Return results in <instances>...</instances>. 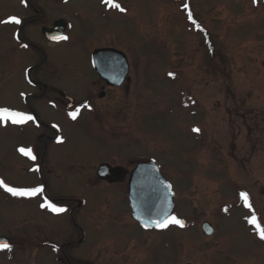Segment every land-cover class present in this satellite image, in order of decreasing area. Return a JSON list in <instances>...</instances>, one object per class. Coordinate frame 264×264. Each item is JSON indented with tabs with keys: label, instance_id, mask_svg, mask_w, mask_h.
<instances>
[{
	"label": "rangeland",
	"instance_id": "1",
	"mask_svg": "<svg viewBox=\"0 0 264 264\" xmlns=\"http://www.w3.org/2000/svg\"><path fill=\"white\" fill-rule=\"evenodd\" d=\"M31 1L43 15L24 10L21 0H0V108L29 115L27 73L43 59L34 79L76 103L96 100L101 85L90 57L100 46L126 55L129 81L97 100L95 111L77 105L64 115L47 109L46 99L35 106L60 140L43 163V181L34 172L39 163L19 151L37 137L29 130L33 120L0 122V180L18 189L45 183L51 197L83 202L74 215L86 242L71 250L76 258L104 253L110 264H264V239L249 223L254 213L264 227V0H114L123 11L104 0ZM11 17L21 23H5ZM38 17L41 24L23 33L38 50L24 48L17 29ZM61 17L69 23L67 39L48 46L41 25ZM144 160L171 184V218L185 219V228L142 230L123 188L92 176L104 162L128 170ZM41 201V194L17 197L0 187V237L12 245L0 250V264H43L45 238H77L68 208L57 221L40 214ZM205 222L213 235L204 233ZM28 234L32 244L25 243Z\"/></svg>",
	"mask_w": 264,
	"mask_h": 264
},
{
	"label": "flooded vegetation",
	"instance_id": "2",
	"mask_svg": "<svg viewBox=\"0 0 264 264\" xmlns=\"http://www.w3.org/2000/svg\"><path fill=\"white\" fill-rule=\"evenodd\" d=\"M32 2L33 1H31V0H21V6L26 11L32 10L35 13H39L40 15H43L42 12L34 5L36 3H32ZM52 2L56 3V2H58V0H52ZM60 20L65 21V19H63L61 17V18H57L56 20H54L48 26H46L44 24L41 25L42 37L48 46H52V47L57 46L63 42V40H64L63 37H65L66 33L69 30V23L66 21V23H67L66 31L62 35L61 40L57 41V42H53L50 38L46 37L43 34L42 29L44 27L48 28V29H53L56 22H58ZM34 23H40L41 24L40 17L32 18V19H30V18L24 19L20 29L19 28L17 29V33L15 34V40L18 44H20L24 48H32V49L38 50L37 45L31 44L30 40L25 39L24 34H23L25 29L27 28V26L34 24ZM12 24H14V23H12ZM16 26L17 25L15 24V27ZM102 48H108V47L100 46V47L95 48V50L96 49H102ZM43 61H46V60L43 59ZM42 62H40L36 65L30 66L28 69V73H27L28 84L30 85L31 88H30L29 93L24 97V103L28 107L27 110L29 111V115L34 118L32 123H31V127L29 128V130H31L30 133L35 132L37 134V137L31 139L32 142H31V144L28 145V149H31L32 156L35 157V159L30 158V163H39L38 168L35 169L34 172L39 174L41 180L43 181V177H42L43 163H44V161H46L49 149H51V147L57 146V144L60 142V140L57 138L56 130L53 127H51V125H49L47 122H44L39 118V116L35 110V106L38 104H42V102L46 99V102L44 103V105H45V107H47V109H49L51 111L61 112V113L65 112V113H63L64 115H66L67 112H69V110L75 108L77 105L79 106L78 111L84 110V109H88L89 111H95L93 109V106H94L93 104L96 103L97 100H105L107 98V95H108L110 90L121 88L129 80H126L120 87H113V86L108 85L107 81L102 80L97 75V73L93 67L92 56H91L90 57L91 68H92L93 73L96 76L97 80L99 81V84L101 85V89H100L101 91L98 93L96 100H95L96 97L93 98L94 96H88L86 98V100H83L81 102L76 103L74 98H72L70 95H67L66 93H64L62 91H54V90L48 89L47 84L40 81L39 79L33 78L36 75V74H33L34 71L42 66ZM93 95H94V93H93ZM47 130L53 131L54 135H47V133H46ZM143 162H153V161L144 160ZM143 162H140V163H143ZM140 163L136 164L134 167L127 170V169H124L118 165H112L111 163L104 162V163L99 164L96 167V169L93 170L92 176H93V178H95L96 181L101 182L102 185H109V186L120 185L123 188V191H124L125 195L127 196V199L129 202L128 184H129L130 175L133 172V170L137 167V165H139ZM101 165H108L111 168L108 175L105 178H100L98 176V169ZM82 183H84V182L82 181ZM89 185H92V184L87 183V185H86L87 188L89 187ZM41 188H43V193L41 194V200H43V201H41V205L44 204L45 201L47 200L49 203L54 204L56 207L63 208V209L68 208V211H69L70 216H71L73 227L76 228V233H77V238H74V234H70V235H67L65 237V240L54 239V240L49 241L50 239L46 240V238H45L44 242H45V245L47 246V249H46L47 251H46V255L41 258L43 260L42 263L43 264H110L111 260H109L104 253L101 255H97L95 257V259L93 257L87 258L86 256L84 257V256H81L80 254L78 255L79 258L74 257V255H70L71 250H72V252H74V250H77L78 247L84 245L86 242L85 241L86 232L84 229L78 227V225L75 222L76 219H75V215H74L77 212V210L80 212V209L83 206V202L80 201L79 199L75 200L74 198L59 199V198L51 197L47 192V187H46L45 183H43V187H41ZM74 203H76V206H72V204H74ZM39 207H40L39 209L38 208H36V209L40 212L41 215H43L44 217H46V216L53 217L57 221H59L60 216H62V214H64V213L66 214V212H67V210H66V211L61 212V213H55L52 210H50L48 207H42V206H39ZM129 207H130V203H129ZM132 221L139 228L144 230L136 221H134L133 219H132ZM89 222H90V220H89ZM159 229H161V228L159 227V228H156L153 230H144V231L149 232V231H155V230H159ZM33 240H34L33 236H31L29 234L25 235V243L26 244L27 243L32 244ZM9 243H10V241H9ZM10 245H11V243H10ZM36 248H38V249H36ZM31 249H34V250L42 253V251H40V248L37 246L32 247V245H31L30 251H31ZM118 263L123 264L122 261H120V262L118 261Z\"/></svg>",
	"mask_w": 264,
	"mask_h": 264
},
{
	"label": "water",
	"instance_id": "3",
	"mask_svg": "<svg viewBox=\"0 0 264 264\" xmlns=\"http://www.w3.org/2000/svg\"><path fill=\"white\" fill-rule=\"evenodd\" d=\"M67 23L64 20L56 22L53 29L43 28V34L53 42L60 41L66 31ZM92 63L97 75L107 81L108 85L120 87L129 79L130 65L126 55L112 48L96 49L92 54ZM110 166L101 165L98 176L105 178ZM128 198L131 218L144 230H153L158 223H164L170 218L175 209V193L172 186L162 176L159 167L154 162H143L137 165L130 175L128 184ZM183 222L185 228L187 221ZM204 233L213 235L214 229L209 222L202 225ZM0 241H9L0 237Z\"/></svg>",
	"mask_w": 264,
	"mask_h": 264
},
{
	"label": "snow or ice",
	"instance_id": "4",
	"mask_svg": "<svg viewBox=\"0 0 264 264\" xmlns=\"http://www.w3.org/2000/svg\"><path fill=\"white\" fill-rule=\"evenodd\" d=\"M104 2L109 5L110 7L117 8L120 11H123L124 9L120 8V5L118 3H115L114 0H104ZM191 15V14H189ZM5 23H15L19 24L21 21L17 19L16 17H11L8 21H5ZM63 39H67V37H63ZM73 119H75L76 114L70 113ZM34 118L30 115H27L23 112L19 111H12L7 108H0V122H11L12 124H23L26 121L33 120ZM194 131H199L198 129H194ZM19 151L23 153L24 155H27L31 157L32 159H35L34 156H32L31 149H24L20 148ZM0 187H3L5 191L9 192L13 196L17 197H34L37 194L43 193V188L36 187L31 189H18L15 187H9L7 186L4 181L0 180ZM241 199L245 202V206L249 207L251 210V205L248 201L247 193L241 192L240 193ZM42 207H48L50 210H52L55 213H61L66 211V209L56 207L54 204L49 203L47 200L44 204L41 205ZM169 223L179 225L183 227V222L178 220L176 217H172L171 220L166 221L164 223H158L157 227L164 228L167 227ZM249 223L253 224L257 230L258 235L261 239H264V227H262L257 222V217L253 213L252 217L249 219ZM0 250H11L10 243L6 241H0Z\"/></svg>",
	"mask_w": 264,
	"mask_h": 264
},
{
	"label": "bare ground",
	"instance_id": "5",
	"mask_svg": "<svg viewBox=\"0 0 264 264\" xmlns=\"http://www.w3.org/2000/svg\"><path fill=\"white\" fill-rule=\"evenodd\" d=\"M66 22V21H65Z\"/></svg>",
	"mask_w": 264,
	"mask_h": 264
}]
</instances>
